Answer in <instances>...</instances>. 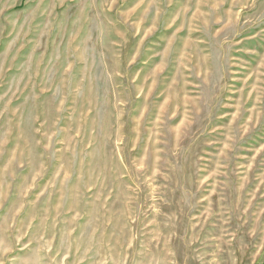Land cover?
Masks as SVG:
<instances>
[{
  "label": "rangeland",
  "instance_id": "1",
  "mask_svg": "<svg viewBox=\"0 0 264 264\" xmlns=\"http://www.w3.org/2000/svg\"><path fill=\"white\" fill-rule=\"evenodd\" d=\"M0 264H264V0H0Z\"/></svg>",
  "mask_w": 264,
  "mask_h": 264
}]
</instances>
